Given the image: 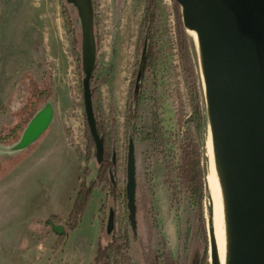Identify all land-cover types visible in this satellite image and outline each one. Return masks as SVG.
Listing matches in <instances>:
<instances>
[{"label": "rangeland", "instance_id": "1", "mask_svg": "<svg viewBox=\"0 0 264 264\" xmlns=\"http://www.w3.org/2000/svg\"><path fill=\"white\" fill-rule=\"evenodd\" d=\"M156 3L159 52L153 75L145 82L137 133L133 134L128 110L129 102L134 101L131 81L139 67V33L146 0H94V29L99 45L93 74L100 84L92 96V105L94 114H102L99 120L104 125L109 156L115 151L111 183L116 184L117 192L115 200L105 196L109 174V180L93 190L78 227L66 229L69 234L61 236L46 223L49 214H63L59 216L60 223L65 224V214L72 207L80 183L97 178L95 146L83 105L77 11L73 6L68 8L65 0H5L1 4L0 146L17 142L33 117L21 131V109L32 104L31 90L36 86L49 92L47 101L52 103L54 117L48 129L27 148L19 152L0 149V264H6V259L7 264H92L99 237L106 241L110 236L105 231L109 208L115 212L113 230L120 232L123 228L128 209L126 166L130 138L134 143L137 204L132 226L135 232L128 229L129 264H199L202 257L210 264L207 199L202 200L207 238L204 242L193 230L194 213L185 187L176 176L186 142L194 145L200 157L204 180L207 174L209 126L200 59L193 36L183 30L180 7L169 0ZM70 10L68 25L65 15ZM70 27L77 40L78 56ZM13 28L15 35L11 33ZM181 32L186 36L199 94L200 131L192 119L194 105L180 58ZM152 125L159 130L160 142L148 138ZM15 126L16 137L12 136L14 132L7 136ZM140 190L146 197L144 203L140 202ZM82 239L87 246L80 253L74 244Z\"/></svg>", "mask_w": 264, "mask_h": 264}, {"label": "water", "instance_id": "2", "mask_svg": "<svg viewBox=\"0 0 264 264\" xmlns=\"http://www.w3.org/2000/svg\"><path fill=\"white\" fill-rule=\"evenodd\" d=\"M76 8L81 30L84 113L103 160L104 138L97 132L90 79L96 66L92 0H65ZM181 9L184 32L193 36L200 59L206 117L211 137L225 231V264H264V0H169ZM54 117L47 101L29 120L8 152L30 146ZM115 162V151L112 153ZM127 206L134 227V143L127 151ZM113 182V172L110 171ZM210 200V197H209ZM209 201L210 264H220L212 231ZM46 223L57 235H68L64 224ZM115 212L109 208L105 231L111 234Z\"/></svg>", "mask_w": 264, "mask_h": 264}, {"label": "trees", "instance_id": "3", "mask_svg": "<svg viewBox=\"0 0 264 264\" xmlns=\"http://www.w3.org/2000/svg\"><path fill=\"white\" fill-rule=\"evenodd\" d=\"M66 2V1H65ZM93 2V9H94V0ZM157 0H146V6L144 15L142 18V24H141V31L139 33V46L141 49V53L144 52V58H141L140 54V60L139 64L141 67H143V74H142V82L139 87V91L136 94L133 92L131 95L133 102H129V110H128V125L133 131V134L137 133V119L139 118V113L141 109V105L143 103V92L145 87V82L150 79V77L153 75V70L155 66L156 59L158 57V50L156 48V35H157V25H158V11H157ZM176 4V3H175ZM66 5H68V8L72 9V5L68 4L66 2ZM177 5V4H176ZM71 10L69 14L65 15V20L68 23V25H71L70 23V15ZM69 33L71 34V41L73 44L74 53L76 55H79V51L77 50L78 44L77 40L73 39V30L70 27ZM94 35H95V42L96 47L99 45V40L96 37V32L94 29ZM179 51H180V58L182 60V67L184 70V73L186 74L188 80L187 86L190 90V94L192 96V103H193V115L192 119L194 122H196V127L198 131H200L201 128V112L200 107L198 104L199 101V94L198 90L195 85V80L192 76V65L190 63V56L188 54V44L186 41V36L183 32H181L179 36ZM95 69V68H94ZM94 72V70H93ZM92 72V76L90 79V90L91 95L93 96L95 90L100 84V81H96L94 79V74ZM31 102L32 104H25L23 106L22 110V122L21 125H18V127L21 129L24 128L28 120L33 116V114L41 107V105L45 104V102L48 100V93L46 90H40L39 88L32 89L31 90ZM30 100V99H29ZM100 113V114H99ZM98 115L95 113V122H96V128L97 132L100 136L104 137V145H105V130L104 125L102 123V120H99V117L102 116L101 112H99ZM153 118V117H152ZM204 118V117H203ZM155 121V120H154ZM155 123V122H154ZM15 126L11 133H8L7 136H11L12 134H17L18 129ZM19 129V130H20ZM21 129V131H22ZM16 131V133H15ZM20 131V133H21ZM19 133V134H20ZM148 138L152 141H158L160 142V136H159V130L157 126L152 125L151 132L148 134ZM103 163L100 165L97 164V178L87 183L86 181H83L80 183L79 190L76 193V196L73 200L72 207L68 213L65 227L66 229L73 231L75 230L80 220L85 212V209L87 205L90 202V199L92 198L93 190L100 186V184L104 180H109L108 176L110 171H112V165H111V158L109 156L108 149L105 151ZM181 163L179 164V168L177 170L176 176L180 180V183H182V186L185 187L187 199L189 201V204L193 210V220H194V226L193 230H195L196 233L200 235V237L203 239L204 242H206V220L203 217V207H202V200L205 197L207 199V205H206V211L209 217V193L206 181L203 176V171L200 162H199V155L196 152L194 145L191 144V142H186L182 146V152H181ZM182 178V179H181ZM108 191L106 192V198H111L112 200H115L116 198V184H112L111 180H109L108 184ZM137 189H135V198L134 202L135 205L137 204ZM140 202L144 203L146 200L145 194L142 190H140ZM127 195V194H126ZM105 204H102V209ZM128 208V207H127ZM137 209V207H136ZM50 218L56 223L61 222L60 217L56 214H51ZM123 228L120 230V232H116L113 230L109 236V239L106 241H103L101 237H99V240L97 242V246L95 249V255L93 259L92 264H129V256L127 254L128 248H129V238H128V229L131 227L132 232H135V229L132 227V224L130 222L129 218V209H127V212L125 213V217L123 219ZM37 222H40L37 220ZM57 248V245L53 247V250ZM199 264H206V260L204 257L201 258Z\"/></svg>", "mask_w": 264, "mask_h": 264}, {"label": "bare ground", "instance_id": "4", "mask_svg": "<svg viewBox=\"0 0 264 264\" xmlns=\"http://www.w3.org/2000/svg\"><path fill=\"white\" fill-rule=\"evenodd\" d=\"M208 136H209L208 137L209 140H208V153H207V174L205 177V181L207 184L208 193L210 197L208 203L209 201H211V205H212V210H211L212 231L216 242L219 263L225 264V231H224V221L222 215L221 198H220L218 183L214 172L210 133ZM208 237H209V231H208ZM209 261H210V253H209Z\"/></svg>", "mask_w": 264, "mask_h": 264}, {"label": "flooded vegetation", "instance_id": "5", "mask_svg": "<svg viewBox=\"0 0 264 264\" xmlns=\"http://www.w3.org/2000/svg\"><path fill=\"white\" fill-rule=\"evenodd\" d=\"M144 52L143 53H141V58L143 59L144 58ZM135 74H133V79H132V81H131V85H132V89H133V92H135L136 94L138 93V91H139V87H140V84H141V82H142V79H143V77H142V74H143V67H141L140 66V64H139V67L137 68V71L136 72H134ZM104 138V137H103ZM132 139V138H131ZM103 144H104V142H103ZM105 151H106V146L104 145V151H103V160H104V155H105ZM112 153H113V151H112ZM112 153L110 154V158H111V165H112V167L114 168V166H115V162L113 163L112 162ZM103 160H102V162L101 163H103ZM100 163V164H101ZM98 164V163H97ZM100 164H98V165H100ZM112 168V169H113ZM135 175V174H134ZM126 177H127V173H126ZM135 189H136V179H135ZM134 198H135V191H134ZM56 224H60L59 222H56ZM65 225V224H64Z\"/></svg>", "mask_w": 264, "mask_h": 264}, {"label": "crops", "instance_id": "6", "mask_svg": "<svg viewBox=\"0 0 264 264\" xmlns=\"http://www.w3.org/2000/svg\"><path fill=\"white\" fill-rule=\"evenodd\" d=\"M5 0H0V6H1V4L4 2ZM2 7V6H1ZM8 10L11 12L12 11V8H8ZM7 11V10H6ZM14 19H18V17L16 16V14H14ZM0 28H1V26H0ZM11 33H13V35H15V34H17V31H16V29L15 28H13V31L11 32ZM52 214H55V213H52ZM49 215H51V214H49ZM56 215H58V216H63V214H61V213H56ZM66 215V217L68 216L67 214H65ZM48 216V215H47ZM44 218H46V216L44 217ZM44 218H42V219H44ZM63 219H65V217H62ZM76 242V241H75ZM86 244V241H85V239L83 240H78L74 245H75V247H76V249H77V251L78 252H82L83 251V249H84V246H87V244ZM82 250V251H81ZM13 261V260H12ZM17 261V260H16ZM15 261V262H16ZM6 264L7 263H9V259H6Z\"/></svg>", "mask_w": 264, "mask_h": 264}]
</instances>
